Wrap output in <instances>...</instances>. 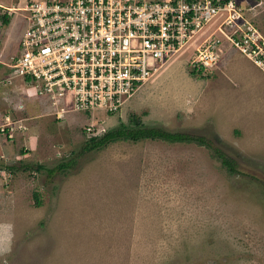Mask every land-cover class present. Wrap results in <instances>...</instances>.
Here are the masks:
<instances>
[{
    "label": "rangeland",
    "instance_id": "obj_1",
    "mask_svg": "<svg viewBox=\"0 0 264 264\" xmlns=\"http://www.w3.org/2000/svg\"><path fill=\"white\" fill-rule=\"evenodd\" d=\"M26 1H0V129L8 128L0 130V264H264V130L253 92L241 90L251 79L256 89L264 73L207 24L116 111L43 121L35 99H46L21 108L23 85L8 67L21 32L15 10ZM232 2L264 39V0ZM207 44L217 48L215 67L191 74ZM131 116L198 134L236 172L194 142L119 140L80 153L88 136ZM18 119L29 128L22 135ZM65 159L72 166L56 169Z\"/></svg>",
    "mask_w": 264,
    "mask_h": 264
},
{
    "label": "built area",
    "instance_id": "obj_2",
    "mask_svg": "<svg viewBox=\"0 0 264 264\" xmlns=\"http://www.w3.org/2000/svg\"><path fill=\"white\" fill-rule=\"evenodd\" d=\"M16 9L24 27L10 75L57 119L116 111L207 24L264 73V39L232 0H27ZM213 50L196 49L192 68L215 67Z\"/></svg>",
    "mask_w": 264,
    "mask_h": 264
},
{
    "label": "trees",
    "instance_id": "obj_3",
    "mask_svg": "<svg viewBox=\"0 0 264 264\" xmlns=\"http://www.w3.org/2000/svg\"><path fill=\"white\" fill-rule=\"evenodd\" d=\"M1 21L4 24L9 22V17L6 14L1 16ZM201 69H191V74H199ZM4 128L3 130H5ZM142 139L162 140L165 142H194L198 145L206 146L212 154L220 161V164L226 168L229 173H235L236 168L233 160L228 157L223 151L217 149L196 133H191L181 130H168L160 126L144 125L136 116H131L128 122L119 121L118 125L105 130L99 135L88 136L81 146L80 153H87L93 150H100L111 142L115 141H139ZM74 162V159L60 160L55 166L58 170H68ZM23 164V163H21ZM10 166H8L9 169ZM27 167V166H26ZM25 167V168H26ZM29 167V166H28ZM44 167L36 164L34 169L40 170ZM54 168L45 169L46 172L52 171ZM36 205L40 204L39 199L32 194Z\"/></svg>",
    "mask_w": 264,
    "mask_h": 264
},
{
    "label": "crops",
    "instance_id": "obj_4",
    "mask_svg": "<svg viewBox=\"0 0 264 264\" xmlns=\"http://www.w3.org/2000/svg\"><path fill=\"white\" fill-rule=\"evenodd\" d=\"M20 21H21V19H20ZM23 27H24V25H23V22L21 21V32L23 30ZM21 32L19 34V37L21 35ZM18 40H19V38H18ZM18 40H17V43H18ZM15 79L16 80H19L22 83V81L20 79H17V78H15ZM253 82H254V80L251 79L250 80V83L249 84H244L241 90H243L244 94L247 95L248 98L251 97V91L253 92V95H254V106H255V108H254L255 109V117L257 118L255 125L257 127V124H260L259 128H260L261 131H263L264 130V75L261 74V73H259V78H258V80L256 82V89L252 86L253 85L252 84ZM22 85L23 86H21V85H19V86L21 87V93H22V96H23V99L24 100H23V104H20V106H21V108H23L25 106L26 107L28 106L29 107V110L31 111V108H34V93L33 92H28L26 90L27 87H25V84L24 83H22ZM29 90H31V89H29ZM35 101L40 106L41 112L44 113V114H39V116H40L39 118L40 119H43V121H44V119H47V120H49L50 123H51V121L53 122V116H54V114L52 113V111L51 112L49 111V110H51L50 109L51 107L48 105V103L46 101H40V100H36V99H35ZM29 110H28V112H29ZM17 112H18V110H17ZM4 119L9 120V117L8 116H4ZM19 123H22L23 126H24L23 119H20L19 122H18V124ZM57 124H59V121L57 122ZM28 129H29L28 127L25 130L24 129L23 130L22 129H19L20 131L18 132V134H21L22 135ZM30 129H32V128H30ZM5 131H8V128L7 127H6ZM30 134H31V139L34 138V131L33 130L31 131ZM262 137H264V135ZM133 142H135V141H133Z\"/></svg>",
    "mask_w": 264,
    "mask_h": 264
}]
</instances>
